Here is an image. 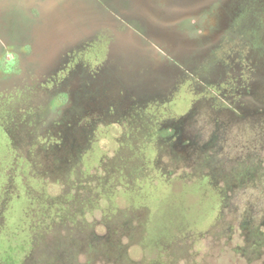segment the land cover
<instances>
[{
  "label": "rangeland",
  "instance_id": "rangeland-1",
  "mask_svg": "<svg viewBox=\"0 0 264 264\" xmlns=\"http://www.w3.org/2000/svg\"><path fill=\"white\" fill-rule=\"evenodd\" d=\"M166 1L162 0L163 11ZM189 1H182L180 17L160 18L152 11L153 0H134L133 17L144 14L148 9L151 16L147 25L167 31V35L163 39L159 34H154L155 38L152 39L147 31L137 33V29H126L123 38L118 41L117 58L123 60L125 53H128L127 42H130L141 48L145 46L142 50L145 58L153 56L162 60V68L156 71L172 67L156 50L155 53L148 48V42L152 40L156 45L165 46L166 43L168 46L174 40L168 33L176 20L180 21L183 31L190 34L197 18H187ZM204 1L198 0L193 11L201 12L205 8L208 11L210 7ZM262 1L249 0L248 11L245 8L238 11L239 8L231 3V14L237 13L238 20L246 22L252 17L255 28H245L252 33L264 32ZM84 2L91 3L90 0H49L48 6L53 11L69 9V15L73 18L74 12L79 14L76 4ZM223 3L228 5L230 1L224 0ZM5 4L9 9L17 6L19 14L24 16L33 0H0L1 13L5 12ZM157 8L162 10L161 6ZM255 12L259 15H254ZM204 16H200V19H204ZM41 17L40 54L46 53L50 41L57 46L80 41L77 33L82 27L76 22L69 23L67 14L61 16L54 12L49 17ZM221 18L223 21V16ZM74 26L77 28L74 29ZM25 33L24 28L14 34L26 40ZM221 35L218 33L214 42ZM184 44L183 41L182 51L178 52L177 57L189 63L190 75L185 73V76L179 77L176 87L171 83L172 89L167 97L152 101L158 104H153L156 108L150 106L152 114L147 116L156 123L166 118L167 124H180V117H183L185 129L182 137L186 140L179 144H160L157 140H149L147 135L144 137L143 133L137 134L138 130H131V135L126 139L127 130L123 123L117 124L116 121L126 122V117L131 118V115L125 117L104 113L97 141L86 153L87 171H101L100 162L103 170V252H109L112 249L109 246H112L113 254L103 257L102 264H264V74H258L260 82L263 81L259 85L258 97L252 94L246 109L234 111V107H226L228 104L223 105L221 99L214 96L213 89L203 80L202 75L206 73L201 71V64L207 62L217 66L222 60L226 64L239 58L238 54L242 52L235 44L224 45L221 41L217 50H212L211 45L196 49L195 45L188 47ZM262 50L258 56L251 55L255 65H261L258 57H264V46ZM84 54L83 58L86 57L90 62L88 67H91L95 63L92 61L93 54L89 50ZM105 55L102 51L98 54L100 59H104ZM40 56L36 57L39 59ZM145 63L146 67L153 65L148 61ZM83 69L89 70L82 64L78 71L84 73ZM113 74V68L109 65L92 79V89H98L97 98L104 107L122 100L120 81L115 80L118 77ZM155 74L165 75L159 72ZM122 75L121 79L127 76L125 72ZM147 116L140 119L141 122H148ZM131 121L139 120L131 118ZM0 124V174H4L0 176L1 196L11 190L16 192L13 179L7 175L17 165L14 160L17 153L25 158L22 162L25 173L18 182L19 196L9 201L4 211L5 218L0 215V264H33L34 258L30 254L34 234L30 222L33 211L30 202L38 195L39 202L45 206L58 201L61 185L52 182L41 172L46 170L47 165L44 157L46 151L42 149L45 145L22 144L14 136L11 139L13 132L7 120L0 119ZM157 168L163 170L162 174L153 172ZM120 169L128 170L129 175L116 177L111 174ZM96 215L98 211L93 209L87 217L91 219ZM252 231L261 236L255 244L248 238ZM117 251L119 256L124 255L123 262H115Z\"/></svg>",
  "mask_w": 264,
  "mask_h": 264
},
{
  "label": "flooded vegetation",
  "instance_id": "flooded-vegetation-1",
  "mask_svg": "<svg viewBox=\"0 0 264 264\" xmlns=\"http://www.w3.org/2000/svg\"><path fill=\"white\" fill-rule=\"evenodd\" d=\"M90 1L89 4L77 3L79 14L74 12L73 18L69 15V9L53 11L51 6H48L49 0H33V4L28 6L26 11L27 15L24 16L19 14L20 9L17 6H11L13 9H9L6 4L5 12H0V119L5 118L8 126L12 128L11 139L15 137L16 141L22 144L27 142L33 146L45 145L42 149L46 151L44 157L47 159V165L46 170L41 172L52 182L61 185L58 201L45 206L39 202L38 195L30 202L33 211L30 221L34 232L30 253L34 258L33 264H102L104 254L106 257L113 254L112 246H109L112 248L110 253L108 250L107 253L103 252L102 164L100 162L99 172L87 171L86 153L92 143L97 141L104 113L121 114L125 117L131 115V118L139 120L133 122L131 118L126 117V122L116 121L117 124L123 123L122 126L127 130L126 139L131 135V130H138L137 134L143 133L144 137L147 135L149 140H157L160 144H179L186 140L182 137L185 129L183 117H180V124H167L166 118L156 123L148 117L152 114L150 106L156 108L153 104H158L152 101L167 97V93L172 89L171 83L176 87L175 83L179 77L185 76V73L190 75L189 63L177 57L178 52L182 51L183 41L185 46L195 45L196 49L211 45L212 50H217L221 41L224 45L235 44L242 52L238 54L239 58L226 64L223 60L219 61L217 66L207 62L201 64V71L206 73L202 75L203 80L213 89L214 96L220 98L223 105L228 104L226 107L232 106L234 111L246 109L252 94L258 97L259 85L263 82H260L258 74H264V57H258L261 61L258 66L252 62L251 55L258 56V53L263 52L264 32L249 31L255 28L252 17L246 22L238 20L237 13L231 14V3L239 8L238 11H243L244 8L248 11L249 0H229L228 5H224V0H205L210 9L207 11L205 8L201 12L193 11L198 0H190L187 18H197L191 33L186 34L179 24L180 21L176 20L172 31L169 30L168 33L174 38L169 47L166 43L165 46H157L152 40L148 42V48L154 52L156 50L160 57H164L172 65L158 71L157 68H162V60L153 56L145 58L142 52L145 46L141 48L135 43L127 42L128 53H125L123 60L117 58L118 41L123 38L122 34L126 29H137V33L147 31L152 39L155 38L154 34L166 38L167 31L163 32L156 26L147 25L151 16L149 10L133 17L134 0ZM182 1H166L163 11L162 0H153L152 11L160 18H178L183 10ZM260 2L263 1L259 0ZM157 6H161L162 10L156 9ZM102 11L105 13L102 14ZM54 12L61 16L67 14L69 23L76 22L82 27L77 33L80 41L74 44L64 43L62 46L50 41L46 53L40 54L39 20L42 15L49 17ZM202 13L205 16L201 20ZM261 13L264 14V11ZM254 15L259 14L255 12ZM24 28L26 40L17 38L19 34L14 33ZM76 28L74 26V29ZM218 33L222 34L221 38L214 42ZM88 50L93 54L92 61L95 62L91 67H88L90 62L86 57L83 58ZM101 51L104 55L106 53L104 59L98 56ZM37 55H41L39 59ZM42 55L45 57L42 58ZM145 61L152 63V67H146ZM82 64L89 70L83 69L84 73L78 71ZM109 65L113 68L114 77H118L115 80L120 81L123 96L116 104L110 103L104 107L97 98L98 89L93 91L91 83L92 79L98 77ZM23 70L25 72L22 74ZM122 72L127 74L125 79H121ZM157 72L165 75H156ZM230 103L232 105H229ZM134 115L138 116L135 118ZM145 115H148L149 121L141 122L140 119ZM14 160L17 165L7 177L13 179L17 189L14 193L11 190L3 196L0 195V204L3 205L0 215L4 218L9 201L19 196L18 182H21L25 173L22 168L25 158L17 153ZM162 171L161 168L153 169L155 173L162 174ZM128 173V170L120 169L112 171L111 174L122 177L129 175ZM3 175L0 174L1 177ZM93 209L98 211V215L90 219L87 214ZM118 254L119 251L115 262H123V254Z\"/></svg>",
  "mask_w": 264,
  "mask_h": 264
},
{
  "label": "trees",
  "instance_id": "trees-1",
  "mask_svg": "<svg viewBox=\"0 0 264 264\" xmlns=\"http://www.w3.org/2000/svg\"><path fill=\"white\" fill-rule=\"evenodd\" d=\"M263 235H264V233H263ZM248 238H249L250 242L255 244L258 240H260L261 236L259 237V233L258 232L252 231ZM106 256L107 255L104 254V257H106Z\"/></svg>",
  "mask_w": 264,
  "mask_h": 264
}]
</instances>
